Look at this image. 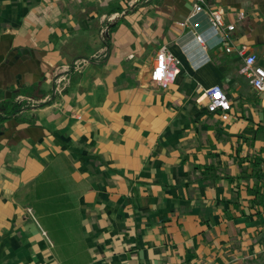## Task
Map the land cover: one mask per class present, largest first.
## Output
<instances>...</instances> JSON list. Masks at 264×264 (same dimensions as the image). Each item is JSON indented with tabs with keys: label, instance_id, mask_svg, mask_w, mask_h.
<instances>
[{
	"label": "crops",
	"instance_id": "obj_1",
	"mask_svg": "<svg viewBox=\"0 0 264 264\" xmlns=\"http://www.w3.org/2000/svg\"><path fill=\"white\" fill-rule=\"evenodd\" d=\"M140 1L0 0V113L12 90L46 94H20L30 106L0 125V264H257L264 253V203L251 201L264 193L263 96L204 15L208 55L184 52L179 22L195 0ZM205 2L227 22L246 12L233 37L264 67V0ZM164 44L181 63L166 88L149 80ZM106 45L52 96L58 67ZM214 85L228 122L207 112Z\"/></svg>",
	"mask_w": 264,
	"mask_h": 264
},
{
	"label": "built area",
	"instance_id": "obj_2",
	"mask_svg": "<svg viewBox=\"0 0 264 264\" xmlns=\"http://www.w3.org/2000/svg\"><path fill=\"white\" fill-rule=\"evenodd\" d=\"M226 13L222 7H208L205 0H195L189 17L179 22L181 27H189V30L178 39V43L193 62L202 60L208 55L207 35L200 31V22L194 20L197 15H204L211 33L219 37V43L224 46L225 52L228 54L236 53L242 60L240 73L247 79L254 91L263 96L262 103L264 105V67L258 64L256 54L250 52L246 46H238L233 37L237 22L246 19V12L238 11L235 22H227ZM107 55L108 52L103 50L99 54H93L91 57H79L69 64L58 67L55 71V87L52 96H55L56 99L63 97L70 83L71 73L81 72L93 60L105 58ZM180 71V60L170 50V46L168 44L161 45L150 70V83L166 88L174 82ZM203 97L208 101V114L216 115L224 122L230 121L232 103L221 86L214 85L204 89ZM49 99L52 97H46L44 102ZM31 102L35 103L34 101ZM261 166L264 169V161Z\"/></svg>",
	"mask_w": 264,
	"mask_h": 264
},
{
	"label": "trees",
	"instance_id": "obj_3",
	"mask_svg": "<svg viewBox=\"0 0 264 264\" xmlns=\"http://www.w3.org/2000/svg\"><path fill=\"white\" fill-rule=\"evenodd\" d=\"M115 26V25H113ZM110 29V28H109ZM110 33V30H109ZM110 40V34L107 36V41ZM21 95L30 98V99H35L39 100L46 96L44 91L41 89L40 84H34L29 87H22L18 90H12V98H10L6 103H4V110L1 111L0 113V125L8 118L16 116L20 110L23 108H27L30 106V101L28 100H20L18 97ZM44 105V104H41ZM258 194V195H257ZM260 196V197H259ZM260 198V200H259ZM253 204L256 203H261L263 204L264 202V193L255 191V195L253 199H251ZM253 204L251 206H253Z\"/></svg>",
	"mask_w": 264,
	"mask_h": 264
},
{
	"label": "rangeland",
	"instance_id": "obj_4",
	"mask_svg": "<svg viewBox=\"0 0 264 264\" xmlns=\"http://www.w3.org/2000/svg\"><path fill=\"white\" fill-rule=\"evenodd\" d=\"M145 2H148V0H141L140 1V3H145ZM139 2H137V3H135L134 5H137ZM116 20V19H115ZM107 34V36L109 35L108 33H106ZM109 46V45H108ZM108 46L106 45V48L104 49L106 52H108ZM240 63V62H239ZM264 132V131H263ZM241 159L242 160H244V161H250L251 163L253 162L251 159V156H250V154L247 152L246 153V156H243L242 155V157H241ZM262 160H261V163H258L257 162V164L255 165V166H257V169H259L260 167H261V165H262ZM262 169V168H261ZM264 203V202H263ZM263 206H264V204H263ZM257 261V260H256ZM257 264H264V253L259 257V261H257L256 262Z\"/></svg>",
	"mask_w": 264,
	"mask_h": 264
}]
</instances>
